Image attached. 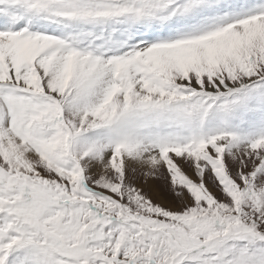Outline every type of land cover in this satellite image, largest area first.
<instances>
[{"label":"snow or ice","instance_id":"1","mask_svg":"<svg viewBox=\"0 0 264 264\" xmlns=\"http://www.w3.org/2000/svg\"><path fill=\"white\" fill-rule=\"evenodd\" d=\"M0 264H264V0H0Z\"/></svg>","mask_w":264,"mask_h":264},{"label":"rangeland","instance_id":"2","mask_svg":"<svg viewBox=\"0 0 264 264\" xmlns=\"http://www.w3.org/2000/svg\"><path fill=\"white\" fill-rule=\"evenodd\" d=\"M142 182V181H141ZM149 183H153L152 181H149Z\"/></svg>","mask_w":264,"mask_h":264}]
</instances>
